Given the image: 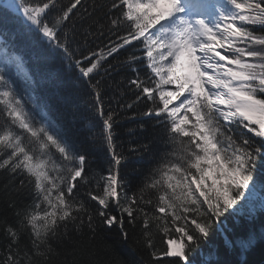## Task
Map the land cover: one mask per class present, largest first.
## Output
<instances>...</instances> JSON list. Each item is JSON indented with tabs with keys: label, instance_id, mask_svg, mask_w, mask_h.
I'll return each instance as SVG.
<instances>
[{
	"label": "snow or ice",
	"instance_id": "obj_1",
	"mask_svg": "<svg viewBox=\"0 0 264 264\" xmlns=\"http://www.w3.org/2000/svg\"><path fill=\"white\" fill-rule=\"evenodd\" d=\"M257 28L264 0H0V172L19 178L15 197L26 190L29 200L10 198L11 217L0 213V264H63L113 227L125 242L127 229L138 231L156 261L195 264L189 253L264 181ZM18 35L65 66L69 95L87 90L99 121H90V138L108 156L102 166L39 94ZM128 121L135 128L124 141ZM157 139L162 150L133 189L121 167L129 154H151ZM65 242L73 248L62 257ZM256 243L251 232L227 242L241 255Z\"/></svg>",
	"mask_w": 264,
	"mask_h": 264
},
{
	"label": "trees",
	"instance_id": "obj_2",
	"mask_svg": "<svg viewBox=\"0 0 264 264\" xmlns=\"http://www.w3.org/2000/svg\"><path fill=\"white\" fill-rule=\"evenodd\" d=\"M63 2L67 3V0ZM91 2L92 0H86V3ZM8 26L15 30L17 24L10 22ZM256 30L264 31L260 28ZM15 43L24 49L26 67L34 74L39 94L48 102L53 115L59 114L71 141L78 148L85 150L90 159L96 161L93 167L102 166L108 156L105 149L90 138V121L97 127H99V121L88 110L87 105L91 97L87 95V90L69 95L71 85L65 66L58 59L47 58L42 46L36 43L34 38L18 35ZM95 43L100 44L101 41L97 40ZM0 59H2L1 54ZM129 128H135V123L131 121L124 123L120 129L121 140L130 139L125 134ZM161 150V141L157 139L151 146V154L144 153L142 157L129 154V160L121 167V174L131 183L133 189L147 174L150 162ZM18 182L19 178L13 182L9 180L6 173L0 172V213L6 212L9 217H11V210L7 208L8 199L17 198L20 204L29 202L25 198L26 190L22 191L19 197H15L13 185ZM5 184H9L11 188L7 193ZM256 189L264 202V181L258 182ZM91 206L95 207V204ZM127 230L129 231L127 242L121 238L119 230L113 227L110 231L105 230L99 233L91 245L86 244L82 249H77L73 255H68L67 261L63 264H120V261L124 260H133L136 264L141 262L142 264H179L176 258L162 257L159 261L154 260L150 250L145 247L141 234L130 228ZM250 232L255 235L257 243L249 252L241 255L238 247H228V241L235 242L237 237L247 238ZM262 234H264V207L257 208L253 213L235 212L215 228L206 241H202L194 251L190 252L189 258L193 259L195 264H237L240 260H247V264H264ZM101 236L107 239L101 240ZM84 239L87 240V232ZM163 239L164 237L160 234L154 238L155 247L160 251L166 250ZM59 248L63 257L66 252L71 251L73 245L65 242Z\"/></svg>",
	"mask_w": 264,
	"mask_h": 264
},
{
	"label": "rangeland",
	"instance_id": "obj_3",
	"mask_svg": "<svg viewBox=\"0 0 264 264\" xmlns=\"http://www.w3.org/2000/svg\"><path fill=\"white\" fill-rule=\"evenodd\" d=\"M260 197H261L260 193L255 188L249 194L250 204H248L243 209H239L237 212H239V213H253L257 208H260V207H262V205H264L263 199Z\"/></svg>",
	"mask_w": 264,
	"mask_h": 264
}]
</instances>
